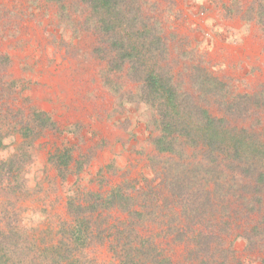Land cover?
<instances>
[{
	"label": "rangeland",
	"instance_id": "1",
	"mask_svg": "<svg viewBox=\"0 0 264 264\" xmlns=\"http://www.w3.org/2000/svg\"><path fill=\"white\" fill-rule=\"evenodd\" d=\"M254 1L137 0L149 26L161 37L158 66L168 68L173 80L190 92V77L200 70L211 76L221 85V92L215 91L217 98L209 100L211 114L222 116L225 111L218 105L223 98L229 99L236 116L231 126L264 140V28L249 11ZM72 3L63 2L66 12L61 18L63 11L48 0H0V55L9 60L6 66L0 64V79L9 93L2 103L13 110L11 116H26L35 109L46 113L54 124L34 141L29 160L21 164L24 194L19 201L11 200L13 207L8 201L0 204L9 221L21 222L31 264H44L38 255L32 256L31 245L43 249L57 243L61 227L71 221L69 199L87 208L91 203L83 202L86 194L94 203L97 196L105 199L117 188L121 189L119 206L124 201L125 207L144 214L143 224L135 226L140 237L133 238L163 244L156 223L166 220L165 215L153 211L147 217V212L157 190L164 187L156 172L172 173L171 164L176 162L158 154L151 143L157 136L155 109L142 99L130 66L126 63L121 71L109 70L107 61L114 53L85 26L83 7ZM243 109L248 110L246 114ZM20 143L17 135L6 137L0 159ZM57 150H69L72 155L65 177L49 163ZM162 193L167 195L166 190ZM261 197L264 211V188ZM105 215L108 220L101 228L116 229L95 231L73 264H118L114 250L119 253L121 247L114 234L134 221L120 208L105 211L101 217ZM238 226L242 222L231 220L223 226L227 227L223 235L231 234L238 259L248 257L258 264L259 256L248 253L245 241L235 238ZM68 248L61 250L59 264L68 253L77 256L75 246Z\"/></svg>",
	"mask_w": 264,
	"mask_h": 264
},
{
	"label": "trees",
	"instance_id": "2",
	"mask_svg": "<svg viewBox=\"0 0 264 264\" xmlns=\"http://www.w3.org/2000/svg\"><path fill=\"white\" fill-rule=\"evenodd\" d=\"M48 1L63 11L61 18L66 12L63 2L82 6L86 12L85 26L95 32L99 43L108 44L114 53L107 61L109 70L121 71L126 63L130 66V75L140 83L142 99L150 101L155 109L157 136L151 143L158 154L176 162L171 164L172 173L166 169L156 172L164 187L157 190L149 202L151 211L147 212V217L154 212L165 215L166 220L156 223L163 233L159 232L158 237L164 247L149 238H133L140 237L135 226L143 224L144 214L137 208L125 207L124 201L119 206L121 189L117 188L105 199L97 196L94 203L86 199L90 197L86 194L83 202L91 203L86 204L87 208L69 199L67 213L71 221L61 227V237L57 243L43 249L32 244V256L38 255L44 264H59L61 250L75 246L77 256L68 253L61 261V264H73L74 259L82 257L81 250L92 242L95 231L116 229L115 226L101 228L108 220L106 215L101 217L102 213L120 208L134 222L133 226L114 234L121 247L119 253L114 250L118 264H253L248 257L238 259L233 249L234 240L229 238L231 234L223 235L227 228L223 226L233 219L242 222L235 238L245 241V250L255 252L259 256L258 264H264V211L261 208L264 140L249 137L247 130L231 126L236 116L229 99L222 100L220 96L222 102L218 106L225 111L222 116L211 114L209 100L217 98L215 91H220L221 85L200 70L189 79L192 91H186L179 86V81L173 80L168 68L158 66L161 37L149 26L150 20L143 15L137 0ZM249 11L255 13L258 24L264 28V0H255ZM152 60H156V64ZM8 63V58L0 55V64ZM3 82L0 79V151L5 149L6 137L17 135L21 139L7 158L0 159V204L8 201L12 205L11 200L19 201L24 189L21 164L29 160L34 141L54 124L46 113L35 109L26 116L19 117L18 113L11 116L13 110L2 103L9 97ZM10 88L13 92L15 84ZM243 110L244 114L248 111ZM71 161L69 150H57L49 156V163L61 177L70 173ZM186 166H189L187 171ZM14 190L16 194L11 192ZM146 200L141 198V201ZM7 215L0 205V264H31L25 251L22 224L9 221Z\"/></svg>",
	"mask_w": 264,
	"mask_h": 264
}]
</instances>
